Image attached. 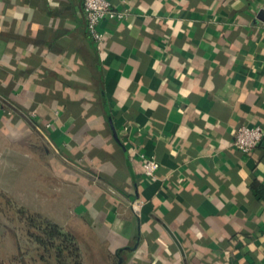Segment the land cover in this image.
Segmentation results:
<instances>
[{
    "label": "crops",
    "instance_id": "obj_1",
    "mask_svg": "<svg viewBox=\"0 0 264 264\" xmlns=\"http://www.w3.org/2000/svg\"><path fill=\"white\" fill-rule=\"evenodd\" d=\"M109 1L97 43L82 0H0L4 183L38 160L33 211L84 264H264V141L231 144L264 127V0Z\"/></svg>",
    "mask_w": 264,
    "mask_h": 264
},
{
    "label": "rangeland",
    "instance_id": "obj_2",
    "mask_svg": "<svg viewBox=\"0 0 264 264\" xmlns=\"http://www.w3.org/2000/svg\"><path fill=\"white\" fill-rule=\"evenodd\" d=\"M20 158L21 162L16 158L17 162L11 160L10 165L16 168L20 162L25 166L24 168L15 172L10 171V179L5 183L0 176V181L4 185L3 188L0 187V245L5 248L6 242H9L7 245L13 249L8 252L5 250L8 256L2 250H0V254L4 256L5 264H16L17 259H20L22 264H40L31 261L35 253L31 251L30 244L26 241L24 221L17 214L18 208L34 210L32 191L37 174L33 167L37 166L38 162L36 161L38 160L28 153ZM24 169L27 170L23 172ZM44 205L46 209L49 207V204H42V207ZM1 234L6 237L3 243H1Z\"/></svg>",
    "mask_w": 264,
    "mask_h": 264
},
{
    "label": "trees",
    "instance_id": "obj_3",
    "mask_svg": "<svg viewBox=\"0 0 264 264\" xmlns=\"http://www.w3.org/2000/svg\"><path fill=\"white\" fill-rule=\"evenodd\" d=\"M24 221L26 241L35 253L31 261L40 264H84L82 252L75 236L45 215L18 208ZM16 264H22L17 259Z\"/></svg>",
    "mask_w": 264,
    "mask_h": 264
},
{
    "label": "built area",
    "instance_id": "obj_4",
    "mask_svg": "<svg viewBox=\"0 0 264 264\" xmlns=\"http://www.w3.org/2000/svg\"><path fill=\"white\" fill-rule=\"evenodd\" d=\"M82 5L87 22V32L97 43L102 40V33L98 29L101 20H121L125 16L123 11L114 9L109 0H82ZM263 141L264 127L261 124H241L235 128L231 144L239 152L249 154ZM139 159L144 178L154 180L159 166L158 162L152 156L143 153L139 154ZM140 205V200H133L130 203L133 210H137Z\"/></svg>",
    "mask_w": 264,
    "mask_h": 264
},
{
    "label": "water",
    "instance_id": "obj_5",
    "mask_svg": "<svg viewBox=\"0 0 264 264\" xmlns=\"http://www.w3.org/2000/svg\"><path fill=\"white\" fill-rule=\"evenodd\" d=\"M257 17H258L260 20L264 21V9H261V10L258 12Z\"/></svg>",
    "mask_w": 264,
    "mask_h": 264
}]
</instances>
